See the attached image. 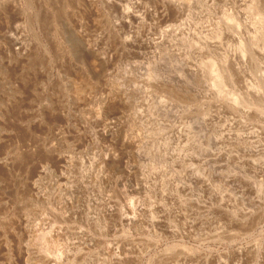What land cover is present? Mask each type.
<instances>
[{
  "label": "rangeland",
  "instance_id": "374dc122",
  "mask_svg": "<svg viewBox=\"0 0 264 264\" xmlns=\"http://www.w3.org/2000/svg\"><path fill=\"white\" fill-rule=\"evenodd\" d=\"M263 31L264 0H0V264H264Z\"/></svg>",
  "mask_w": 264,
  "mask_h": 264
},
{
  "label": "bare ground",
  "instance_id": "6f19581e",
  "mask_svg": "<svg viewBox=\"0 0 264 264\" xmlns=\"http://www.w3.org/2000/svg\"><path fill=\"white\" fill-rule=\"evenodd\" d=\"M128 11V10H127ZM127 11H125L126 12V17H127V19L128 18H132V15L129 13L130 12V10L127 12ZM123 10H122V13H125ZM124 15V14H123ZM262 37H263V41H264V31H263V35H262ZM90 44H91V42L90 43H88L87 44V46H88V49H92L93 50V46H90ZM92 45V44H91ZM263 48H264V43H263ZM214 69V68H213ZM226 70L227 69H225L224 68V70L221 68V69H219V68H216L215 70H213L214 72H215V74H216V76H218V78L220 77V78H223V77H225V76H227L226 74H225V72H226ZM225 74V75H224ZM217 78V79H218ZM226 78V77H225ZM229 78V77H228ZM220 80V79H219ZM115 89V88H114ZM120 91V90H119ZM116 95V94H115ZM117 96V98H119V100L121 101V102H125V100H126V95H124V93H119V94H117L116 95ZM109 129L107 128V130L106 131H108ZM125 141L126 142H128V143H130V141L131 140H129L127 137L125 138ZM128 145V144H127ZM39 248V247H38ZM40 250H41V252H45V254L47 255H50V254H53V249L51 248V246H45V245H41V247H40ZM55 255V254H54ZM60 259V258H59ZM47 263L48 264H57L56 262H53V260L54 259H52V258H50V257H48L47 259Z\"/></svg>",
  "mask_w": 264,
  "mask_h": 264
}]
</instances>
